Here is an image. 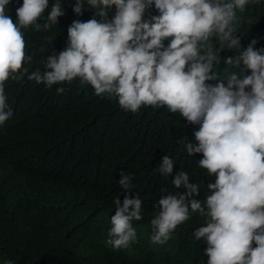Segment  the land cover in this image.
Segmentation results:
<instances>
[{
  "label": "clouds",
  "instance_id": "1",
  "mask_svg": "<svg viewBox=\"0 0 264 264\" xmlns=\"http://www.w3.org/2000/svg\"><path fill=\"white\" fill-rule=\"evenodd\" d=\"M9 3L0 0V125L13 115L5 84L9 79L21 80L28 73L25 63L32 61L22 29L34 26L36 31H47L64 15L56 2L47 21L37 23L49 0H23L14 22L6 14ZM87 3L104 20L73 21L67 48L58 56L48 55L45 71L37 68L27 78L51 88L78 77L90 84L96 95L117 97L125 110L167 107L189 123L199 124L195 142L187 143L186 150L190 156L202 153L199 166L215 177L207 184L210 194L204 202L196 199L199 186L189 182L187 172L177 173L172 184L186 191L160 197V210L151 220V240L165 243L178 225L198 212L206 224L196 228L193 236L206 241L208 264H264V49H255L253 40L241 55L223 58L239 71L225 69V79L213 72L223 49L241 46L239 36L234 35L239 19L236 10H244L249 0ZM153 4L159 15L145 20V12ZM112 6L116 13L108 20ZM83 8V0H77L73 10L82 15ZM213 37L221 42L215 51ZM248 70L251 74H246ZM212 80L218 82L207 83ZM63 91L57 88L58 93ZM173 170V159L165 155L160 173L168 177ZM131 181L130 174L120 172L123 189L129 190ZM114 203L108 243L119 249L137 239L133 221L142 219V200L127 194Z\"/></svg>",
  "mask_w": 264,
  "mask_h": 264
},
{
  "label": "trees",
  "instance_id": "2",
  "mask_svg": "<svg viewBox=\"0 0 264 264\" xmlns=\"http://www.w3.org/2000/svg\"><path fill=\"white\" fill-rule=\"evenodd\" d=\"M56 2L64 11L57 24L47 31H36L34 26L22 29L32 61L25 63L28 73L21 80L5 84L13 115L0 125V264H208L206 241L193 236L206 224L198 212L178 225L165 243L151 240V220L160 210V197L186 191L172 184L177 173L187 172L189 182L199 186L196 199L204 202L210 194L207 184L215 177L199 166L202 153L190 156L186 150L187 143L195 142L200 125L167 107L125 110L117 97L96 95L78 77L51 88L27 78L37 68L45 71L48 55L58 56L67 48L73 21L104 20L87 0L82 15L73 10L77 0H49L37 23L47 21ZM22 4L23 0H10L6 7L14 22ZM236 12L234 35L241 46L219 53L222 59L213 72L220 79H225V69L239 71L223 58L241 55L253 40L255 49H264V0H249L244 10ZM115 13L112 6L107 19ZM154 15L159 11L153 4L144 19ZM211 44L214 51L221 47L215 37ZM61 87L64 91L58 93ZM165 155L174 161L168 177L159 171ZM121 171L132 176L129 190L119 184ZM127 194L142 200V219L133 221L136 241L117 249L108 243L111 217L114 201H123Z\"/></svg>",
  "mask_w": 264,
  "mask_h": 264
}]
</instances>
